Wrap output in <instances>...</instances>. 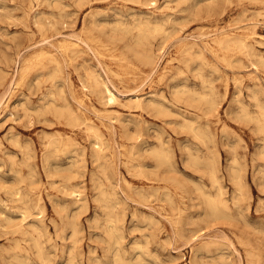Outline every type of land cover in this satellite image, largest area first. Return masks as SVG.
<instances>
[{"label": "rangeland", "instance_id": "374dc122", "mask_svg": "<svg viewBox=\"0 0 264 264\" xmlns=\"http://www.w3.org/2000/svg\"><path fill=\"white\" fill-rule=\"evenodd\" d=\"M0 101V264H264V0H0Z\"/></svg>", "mask_w": 264, "mask_h": 264}, {"label": "bare ground", "instance_id": "6f19581e", "mask_svg": "<svg viewBox=\"0 0 264 264\" xmlns=\"http://www.w3.org/2000/svg\"><path fill=\"white\" fill-rule=\"evenodd\" d=\"M141 1V0H140ZM169 1V0H168ZM52 2V1H51ZM144 2V1H143ZM34 3V2H33ZM79 3V2H78ZM54 4V3H53ZM81 4V3H80ZM145 4H146V2H145ZM56 5V4H55ZM62 5V4H61ZM64 5H66V4H64ZM68 6V5H67ZM66 6V7H67ZM126 6V5H125ZM29 7V6H28ZM59 7V6H58ZM162 7V6H161ZM164 7V6H163ZM64 8H65V6H64ZM246 12V11H245ZM61 13H62V11H61ZM48 14V13H47ZM59 14V13H58ZM115 14V13H114ZM120 14V13H119ZM117 15V14H116ZM63 16V15H62ZM244 16V15H243ZM129 17V16H128ZM38 18V17H37ZM35 19H36V16H35ZM119 19V18H118ZM174 19V18H173ZM37 20V19H36ZM122 20V19H121ZM120 20V21H121ZM169 21V20H168ZM54 22V21H53ZM118 22V21H117ZM165 22V21H164ZM211 22V21H210ZM233 22V21H232ZM221 23V22H220ZM55 24V23H54ZM59 24V23H58ZM122 25V24H121ZM124 25V24H123ZM142 25V24H141ZM165 25V24H164ZM163 25V26H164ZM55 27H56V25H54ZM86 26V25H85ZM119 26V25H118ZM120 27V26H119ZM125 27V26H124ZM209 28V27H208ZM81 29V28H80ZM90 29V28H89ZM165 29V28H164ZM136 32V31H135ZM163 32V31H162ZM44 33V32H43ZM92 33V32H91ZM68 35V34H67ZM56 36V35H55ZM116 36V35H115ZM123 36V35H122ZM165 36H168V35H165ZM187 36V35H186ZM101 37V36H100ZM224 37V36H223ZM261 37V36H260ZM95 38V37H94ZM117 38V37H116ZM134 38V37H133ZM118 39V38H117ZM47 40V38L45 39V41ZM206 40V39H205ZM209 40V39H208ZM225 40V39H224ZM227 40H229V39H227ZM226 40V41H227ZM43 41V40H42ZM126 41V40H125ZM129 41H130V39H129ZM141 41V40H140ZM218 41L219 42H222L223 41V38L221 37V38H218ZM257 41H258V39H257ZM41 42V41H40ZM66 42L68 43V44H74L75 42H73L71 39L69 40H66ZM96 42V41H95ZM127 42V41H126ZM137 42V41H136ZM238 41H236V43H237ZM239 42H240V39H239ZM238 42V43H239ZM85 43V42H84ZM233 43H234V41H233ZM236 43H235V45H236ZM86 44H87V42H86ZM126 44V43H125ZM77 45H79V44H77ZM209 45V44H208ZM223 45H224V43H223ZM239 46H240V44H238ZM248 45V44H247ZM123 46V45H122ZM192 46V45H191ZM207 46V45H206ZM223 47V46H222ZM230 47V46H229ZM246 47V46H245ZM64 48V47H63ZM62 48V49H63ZM89 48V47H88ZM90 49H91V47H90ZM209 49V48H208ZM65 50H67V49H65ZM250 50V49H249ZM248 50V51H249ZM246 51H247V49H246ZM252 51V50H251ZM250 51V52H251ZM218 52V51H217ZM250 52H249V54H250ZM66 53V52H65ZM93 53V52H92ZM137 52H135V54H136ZM200 53H202V52H200ZM20 54V53H19ZM32 54V53H31ZM134 54V53H133ZM252 54V53H251ZM67 55V54H66ZM72 55V54H71ZM125 55V54H124ZM224 55V54H223ZM222 55V56H223ZM257 55V54H256ZM70 56V55H69ZM231 56V55H230ZM246 56V55H245ZM255 56V55H254ZM96 57V56H95ZM125 57H126V55H125ZM27 58V57H26ZM69 58V57H68ZM53 59H54V57H53ZM140 59V58H139ZM229 59V58H228ZM239 60H240V58H238ZM91 60V59H90ZM124 60V59H123ZM126 60V59H125ZM21 61V60H20ZM189 61V60H188ZM226 61V60H225ZM247 61V60H246ZM261 61V60H260ZM60 63V62H59ZM187 63V62H186ZM247 64H248V62H246ZM42 64V63H41ZM58 64V63H57ZM73 64V63H72ZM253 64V63H252ZM23 65V64H22ZM28 65V64H27ZM26 65V66H27ZM101 65V64H100ZM30 66H31V64H30ZM36 66V65H35ZM46 66V65H45ZM44 66V67H45ZM80 66V65H79ZM102 67V66H101ZM17 68V67H16ZM30 68V67H29ZM154 68H156V67H154ZM24 69H25V67H24ZM82 69H84V68H82ZM103 69V68H102ZM3 70V69H2ZM38 70V69H37ZM153 70V69H152ZM180 70H181V68H180ZM16 71V70H15ZM14 71V72H15ZM50 71V70H49ZM60 71V70H59ZM58 71V72H59ZM257 71V70H256ZM25 72H27L26 70H25ZM83 72H85L84 70H83ZM255 72V71H254ZM23 73V72H22ZM62 73V72H61ZM92 73V72H91ZM202 73V72H201ZM28 74V73H27ZM118 74V73H117ZM256 74V73H255ZM29 75V74H28ZM94 75V74H93ZM151 75V74H150ZM200 75V74H199ZM202 75V74H201ZM14 76V75H13ZM90 76V75H89ZM159 76V75H158ZM253 76H255V75H253ZM252 76V77H253ZM257 76V75H256ZM40 77V76H39ZM159 78V77H158ZM6 79V78H5ZM53 79V78H52ZM56 79V78H55ZM79 79H80V76H79ZM96 79V78H95ZM44 80V79H43ZM81 81H84V80H82V79H80ZM110 81V80H109ZM12 82V81H11ZM115 82V81H114ZM208 82V81H207ZM9 83V82H8ZM209 83V82H208ZM242 83V82H241ZM255 83V82H254ZM10 84H12V83H10ZM63 84H65V83H63ZM205 84V83H204ZM259 84V83H258ZM8 85V84H7ZM113 86V85H112ZM49 87V86H48ZM178 87V86H177ZM258 87V86H257ZM208 88V87H207ZM256 88V87H255ZM72 89V88H71ZM213 90V89H212ZM257 90V89H256ZM131 91V90H130ZM133 91V90H132ZM172 91H174V90H172ZM204 91V90H203ZM254 91V90H253ZM258 91V90H257ZM104 92H105V95L107 96V98L110 100V101H113V100H115V97H116V94H115V92H114V90H112L110 87H109V85L108 84H106V83H104ZM202 92V91H201ZM200 92V93H201ZM58 93V92H57ZM102 93V92H101ZM184 93H185V91H184ZM191 93V92H190ZM253 93H255V92H253ZM44 94V93H43ZM49 94V93H48ZM72 94V93H71ZM216 94V93H215ZM235 94V93H234ZM192 95V94H191ZM199 95V94H198ZM45 96V95H44ZM132 96V95H131ZM193 96V95H192ZM215 96V95H214ZM260 96V95H259ZM166 97V96H165ZM190 97V96H189ZM209 97V96H208ZM45 98V97H44ZM63 98H64V95H63ZM138 101H140L142 98H141V96H136L135 97ZM169 98V97H168ZM65 99V98H64ZM99 99V98H98ZM105 99V98H104ZM195 99L197 100V98H195L194 97V101H195ZM208 99V98H207ZM3 100V99H2ZM135 100V99H134ZM133 100V101H134ZM136 100V101H137ZM259 100V99H258ZM7 101V100H6ZM48 101V100H47ZM53 101V100H52ZM137 101V102H138ZM212 101V100H211ZM221 101V100H220ZM231 101V100H230ZM1 102V101H0ZM68 103H69V101H67ZM129 102H132L131 100H129ZM206 102H208V101H206ZM259 102H261V101H259ZM263 102V101H262ZM47 104H49L48 102H46ZM71 103V102H70ZM102 103V102H101ZM106 103V102H105ZM140 103V102H139ZM138 103V104H139ZM46 104V105H47ZM159 104V103H158ZM214 104V103H213ZM216 104V103H215ZM255 104H256V102H255ZM254 104V105H255ZM41 105V104H40ZM132 105V103H130V106ZM177 105V104H176ZM260 106H261V109H263L262 108V106H263V104L261 105V104H259ZM43 106V105H42ZM48 106V105H47ZM63 106V105H62ZM92 106H93V104H92ZM139 106V105H138ZM145 106V105H144ZM167 106V105H166ZM165 106V107H166ZM179 106H181V105H179ZM215 106V105H214ZM256 106V105H255ZM260 106H258L259 108H260ZM46 107V106H45ZM57 107V106H56ZM59 107V106H58ZM61 107V106H60ZM132 107V106H131ZM208 107V106H207ZM241 107V106H240ZM264 107V106H263ZM43 108H44V106H43ZM159 108L161 109V107L159 106ZM58 109V108H57ZM63 109V108H62ZM164 110V112L166 111V109L165 108H163ZM210 109H211V107H210ZM65 110V109H64ZM67 110H69L68 108H67ZM71 110H73V108H71ZM169 110V109H168ZM167 110V111H168ZM23 111V110H22ZM60 111V110H59ZM100 111H102V110H100ZM161 111V110H160ZM162 111V112H163ZM166 111V112H167ZM172 111V110H171ZM264 111V110H263ZM26 111H24V113H25ZM45 112V111H44ZM61 112V111H60ZM98 112V111H97ZM108 112V111H107ZM237 112V111H236ZM258 112H260V111H258ZM16 113V112H15ZM115 113V112H114ZM175 113V112H174ZM177 113V112H176ZM238 113V112H237ZM242 113V112H241ZM241 113H239V117L241 116L240 114ZM68 114V113H67ZM162 114V113H161ZM178 114V113H177ZM244 114V113H243ZM242 114V115H243ZM255 114V113H254ZM42 115H43V113H42ZM137 115H138V113H137ZM174 115V114H173ZM181 115V114H180ZM245 115V114H244ZM69 116V115H68ZM177 116V115H176ZM184 116V115H183ZM182 116V117H183ZM238 116V115H237ZM66 117V116H65ZM70 117V116H69ZM164 117V116H163ZM187 117V116H186ZM242 117V116H241ZM247 117H249L248 115H247ZM251 117H252V115H251ZM68 118V117H67ZM70 118H72V117H70ZM185 118V117H184ZM242 118H245V117H242ZM255 118H257L256 120L258 121V123L260 122L261 123V129L263 128L264 129V112H261L260 113V115H258L257 117L255 116ZM37 119H39L38 117H37ZM36 119V120H37ZM65 119V118H64ZM73 119V118H72ZM80 119V118H79ZM104 119V118H103ZM187 119H189V118H187ZM250 119H252V118H250ZM69 120V119H68ZM82 120V119H81ZM88 120V119H87ZM210 120V119H209ZM240 120V119H239ZM246 120V119H245ZM43 121H44V119H43ZM71 121V120H70ZM74 121V120H73ZM78 121V120H77ZM80 121V120H79ZM85 121H86V119H85ZM194 121V120H193ZM247 121V120H246ZM81 122H83V121H81ZM89 122V121H88ZM166 122H168V121H166ZM184 122V121H183ZM249 122H250V120H249ZM78 123V122H77ZM86 124H87V122H85ZM169 123V122H168ZM187 123V122H186ZM190 123V122H189ZM252 123V122H251ZM254 123V122H253ZM85 124V125H86ZM191 124H192V122H191ZM205 124V123H204ZM88 125V124H87ZM111 125V124H110ZM187 125V124H186ZM190 125V124H189ZM188 125V126H189ZM93 126V125H92ZM184 126H185V124H184ZM199 125H197V127H198ZM90 127V126H89ZM112 127V126H111ZM197 127H195V129L197 128ZM201 127V126H200ZM208 127V126H207ZM260 126L258 125V127H257V129L259 128ZM186 128V127H185ZM92 129V128H91ZM191 130V129H190ZM196 130H198V129H196ZM235 130V129H234ZM192 131H193V129H192ZM200 131V130H199ZM198 131V132H199ZM202 131V130H201ZM252 131V130H251ZM259 131V130H258ZM46 132V131H45ZM59 132V131H58ZM253 132V131H252ZM262 132V131H261ZM39 133V132H38ZM43 134V133H42ZM47 134H48V132H47ZM95 134H96V130H95ZM53 134L51 133V136H52ZM67 135V134H66ZM195 135H197L196 133H195ZM203 136V135H202ZM8 137V136H7ZM11 137V136H10ZM45 137V136H44ZM67 137H68V135H67ZM199 137V136H198ZM207 137V136H206ZM4 138H5V136H4ZM52 138V137H51ZM201 138V137H200ZM10 140V139H9ZM14 140V139H13ZM18 140V139H17ZM20 140V139H19ZM18 140V141H19ZM56 140V139H55ZM17 141V142H18ZM42 142V141H41ZM99 142H100V139H99V136H96V139H95V142L94 143H98L99 144ZM109 142V141H108ZM133 142V141H132ZM201 142V141H200ZM110 143V142H109ZM24 144V143H23ZM27 144V143H26ZM55 144H56V142H55ZM54 144V145H55ZM130 144V143H129ZM188 144V143H187ZM15 145V144H14ZM21 145V144H20ZM71 145V144H70ZM108 145V144H107ZM50 146H51V144H50ZM186 146V145H185ZM188 146V145H187ZM20 147V146H19ZM25 147V145L23 146V148ZM154 147H155V145H154ZM189 147V146H188ZM131 148V147H130ZM84 149V148H83ZM157 149V150H156ZM155 150H154V152L159 156V158H160V161H162L161 159H163L164 158V156L166 155V154H164L163 153V151H160V150H158V148H156ZM29 150H30V148H29ZM95 150H96V147H95ZM151 151L153 150V149H150ZM26 151V150H25ZM76 151V150H75ZM104 151V150H103ZM107 151V150H106ZM9 152V151H8ZM29 152V151H28ZM34 152V151H33ZM51 152V151H50ZM83 152V151H82ZM86 152V151H85ZM97 151H95V153H96ZM165 152H166V150H165ZM255 152V151H254ZM49 153V152H48ZM135 153V152H134ZM152 153V152H151ZM190 153V152H189ZM9 154H12V153H9ZM24 154V153H23ZM28 154V153H27ZM118 154H119V152H118ZM264 154V153H263ZM262 154V155H263ZM49 155H50V153H49ZM57 155V154H56ZM135 155V154H134ZM254 155H255V153H254ZM33 156V155H32ZM95 156V155H94ZM136 156H137V154H136ZM157 156V157H158ZM197 156V155H196ZM195 156V157H196ZM209 156V155H208ZM31 157V156H30ZM74 157H76V156H74ZM119 157V156H118ZM156 157V158H157ZM169 157V156H168ZM9 158H11V157H9ZM26 158V160L29 158H27V157H25ZM97 157H95V159H96ZM99 158V157H98ZM136 158V157H135ZM134 158V159H135ZM158 158V159H159ZM233 158H234V156H233ZM14 159V158H13ZM81 159H82V157H81ZM191 159V158H190ZM189 159V160H190ZM254 159V158H253ZM25 160V159H24ZM97 160V159H96ZM99 160V159H98ZM97 160V161H98ZM108 160V159H107ZM13 161V160H12ZM103 161H104V159H103ZM168 161V160H167ZM25 162V161H24ZM129 162V161H128ZM169 162V161H168ZM170 162H171V160H170ZM236 162V161H235ZM163 163H165V161L163 162ZM192 163V162H191ZM237 163V162H236ZM43 164V163H42ZM105 164V163H104ZM104 164L102 165V166H104ZM159 164H161V163H159ZM159 164H157L158 166H159ZM26 165V164H25ZM36 165V164H35ZM94 165V164H93ZM157 165H156V167H157ZM167 165V164H166ZM165 165V166H166ZM169 165H170V163H169ZM206 165V164H205ZM10 166H11V164H10ZM99 166H101V165H99ZM112 166V165H111ZM141 166V165H140ZM155 166V165H154ZM153 166V167H154ZM28 167V166H27ZM106 167V166H105ZM136 167V166H135ZM139 167V166H138ZM160 167H161V165H160ZM168 167H170V166H168ZM231 167V166H230ZM236 167V166H235ZM29 168V167H28ZM171 168V167H170ZM44 169V168H43ZM69 169H70V167H69ZM72 169V168H71ZM98 169V168H97ZM105 169V168H104ZM136 169V168H135ZM233 169V168H232ZM14 170V169H13ZM33 170V169H32ZM73 170V169H72ZM92 170H93V168H92ZM102 170H103V168H102ZM147 170V169H146ZM175 170V169H174ZM210 170H211V168H210ZM214 170V169H213ZM234 170V169H233ZM22 171V170H21ZM28 171V170H27ZM94 171V170H93ZM105 171H106V169H105ZM157 171V170H156ZM173 171V170H172ZM103 172H104V170H103ZM138 172V171H137ZM211 172H213V171H211ZM235 172V171H234ZM84 173V172H83ZM119 173V172H118ZM145 173V172H144ZM147 173V172H146ZM152 173V172H151ZM214 173V172H213ZM237 173H238V171H237ZM27 174V173H26ZM32 174V173H31ZM90 174H91V172H90ZM93 174V173H92ZM105 174V173H104ZM140 174V173H139ZM240 174H241V172H240ZM12 175V174H11ZM84 175H85V173H84ZM135 175V174H134ZM152 175V174H151ZM155 175H157L158 176V174H155ZM165 175V174H164ZM13 176V175H12ZM105 176V175H104ZM108 176V175H107ZM148 176V175H147ZM175 176V175H174ZM186 176V175H185ZM211 176V175H210ZM22 176H20V178H21ZM84 177V176H83ZM90 177H91V175H90ZM156 177V176H155ZM159 177V176H158ZM165 177V176H164ZM214 177V176H213ZM235 177V176H234ZM25 178V177H24ZM66 178V177H65ZM81 178V177H80ZM105 178V177H104ZM237 178V177H236ZM38 179V178H37ZM68 179V178H67ZM102 179V178H101ZM108 179H109V177H108ZM118 179H120V178H118ZM148 179V178H147ZM172 179H173V177H172ZM181 179V178H180ZM1 180V179H0ZM9 180V179H8ZM7 180V181H8ZM14 180V179H13ZM20 180V179H19ZM32 180V179H31ZM54 180V179H53ZM69 180H70V177H69ZM103 180V179H102ZM124 180V179H123ZM216 179H214V181H215ZM240 180V179H239ZM264 180V179H263ZM111 181V180H110ZM118 181V180H117ZM128 181V180H127ZM212 181V180H211ZM4 182V181H3ZM2 182V183H3ZM17 182V181H16ZM80 182H81V180H80ZM112 182V181H111ZM216 182V181H215ZM237 182V181H236ZM241 182V181H240ZM6 183V182H5ZM29 183V182H28ZM53 182H51V184H52ZM78 183V182H77ZM110 183V182H109ZM115 183V182H114ZM183 183V182H182ZM214 183V182H213ZM67 184V183H66ZM111 184H113V183H111ZM194 184V183H193ZM9 185V184H8ZM7 185V186H8ZM13 185V184H12ZM18 185V184H17ZM75 185V184H74ZM80 185V184H79ZM219 185V184H218ZM238 185H239V183H238ZM240 185H241V183H240ZM15 186V185H14ZM103 186V185H102ZM166 186V185H165ZM197 186H199V185H197ZM212 186V185H211ZM259 186H260V184H259ZM111 187H112V185H111ZM116 187V186H115ZM216 187H217V185H216ZM16 188V187H15ZM78 188V187H77ZM150 188V187H149ZM166 188V187H165ZM197 188V187H196ZM20 189V188H19ZM31 189V188H30ZM76 189V188H75ZM85 189V188H84ZM104 188H102V190H103ZM112 189H114V187H112ZM199 189V188H198ZM10 190V189H9ZM13 190H15V189H13ZM34 190V189H33ZM108 190V189H107ZM115 190V189H114ZM135 190V189H134ZM152 190V189H151ZM155 190V189H154ZM157 190H158V188H157ZM165 190V189H164ZM11 191H12V189H11ZM21 191V190H20ZM71 191H72V187H71ZM75 191V190H74ZM140 191H142V190H140ZM234 191V190H233ZM238 191H240V189L238 190ZM104 192V191H103ZM166 192V191H165ZM36 193V192H35ZM67 193V192H66ZM70 193V192H69ZM135 193V192H134ZM147 193V192H146ZM155 193V192H154ZM205 193V192H204ZM222 193V192H221ZM234 193V192H233ZM24 194H25V192H24ZM109 194V193H108ZM111 194V193H110ZM109 194V195H110ZM114 194V193H113ZM112 194V195H113ZM178 194V193H177ZM223 194V193H222ZM222 194H220V196L222 195ZM22 195V194H21ZM108 195V196H109ZM140 195V194H139ZM142 195V194H141ZM148 195V194H147ZM19 196V195H18ZM12 197V196H11ZM17 197V196H16ZM21 196H19V197H17L18 199L20 198ZM23 197H21V199H22ZM67 198V197H66ZM107 198H109V197H107ZM135 198V197H134ZM166 198V197H165ZM207 198V197H206ZM233 198V197H232ZM234 198H235V196H234ZM17 199V200H18ZM25 199V198H24ZM24 199H23V201H24ZM117 199V198H116ZM140 199H143V198H140ZM146 199H147V197H146ZM145 199V200H146ZM238 199V198H237ZM237 199H236V201H237ZM10 200V199H9ZM107 200H109V199H107ZM106 200V201H107ZM169 200V199H168ZM207 200V199H206ZM218 200V199H217ZM15 201V200H14ZM148 201V200H147ZM17 202V201H16ZM142 202V201H141ZM65 203V202H64ZM104 203H106L105 201H104ZM144 203V202H143ZM208 203V202H207ZM224 203V202H223ZM16 204V203H15ZM27 204V203H26ZM8 205V204H7ZM173 205V204H172ZM227 205V204H226ZM101 206V205H100ZM19 207V206H18ZM76 207V206H75ZM105 207V206H104ZM264 207V206H263ZM20 208H22V207H20ZM29 208V207H28ZM82 208V207H81ZM100 208V207H99ZM111 208H113L112 206H111ZM111 208H109V209H111ZM209 208L213 211V212H217V210H218V206H217V203H216V200L214 201H210L209 202ZM78 209H79V206H78ZM96 209V208H95ZM105 209V208H104ZM26 210V209H25ZM75 210V209H74ZM27 211H29V209H27ZM71 211V210H70ZM96 211V210H95ZM74 212V211H73ZM27 213H29V212H27ZM113 213V212H112ZM206 213V212H205ZM218 213V212H217ZM219 214H220V212H219ZM228 214V213H227ZM27 215H29V214H27ZM61 215H63V214H61ZM203 215V214H202ZM224 215V214H223ZM24 216H25V212H24ZM67 216V215H66ZM116 216V215H115ZM204 216V215H203ZM221 216V215H220ZM58 217H60V216H58ZM118 217V216H117ZM144 217V216H143ZM11 218V217H10ZM70 218V217H69ZM95 218V217H94ZM3 219H4V216H3ZM49 219V218H48ZM92 219V218H91ZM119 219V218H118ZM146 219V218H145ZM6 220V219H5ZM53 220V219H52ZM74 220H76V219H74ZM116 220H117V218H116ZM49 221H51V220H49ZM9 222V221H8ZM7 222V223H8ZM58 222H60V221H58ZM13 223V222H12ZM68 223V222H67ZM30 224V223H29ZM35 224V223H34ZM74 224V223H73ZM8 225V224H7ZM31 225V224H30ZM60 225H61V223H60ZM12 226V225H11ZM23 226V225H22ZM34 226V225H33ZM78 226V225H77ZM2 227V226H1ZM10 226H8V228H9ZM13 227V226H12ZM24 227V226H23ZM28 227V226H27ZM61 227V226H60ZM75 227L76 226H74V229H72V234L74 235V230H75V232H76V229H75ZM114 227V226H113ZM18 228H19V225H18ZM25 228V227H24ZM34 228H36V226L34 227ZM111 229H112V227H110ZM115 228V227H114ZM10 229V228H9ZM13 229V228H12ZM23 229V228H22ZM35 231L37 230V232H38V228L37 229H34ZM43 230V229H42ZM4 231V230H3ZM26 231H27V229H25V234H26ZM48 231V230H47ZM5 232V231H4ZM18 232V231H17ZM20 232V231H19ZM40 232V231H39ZM105 232V231H104ZM10 233V232H9ZM21 233V232H20ZM28 233H30L29 232V230H28ZM32 234V233H31ZM108 234V233H107ZM110 234V233H109ZM40 235V234H39ZM42 235V234H41ZM50 235V234H49ZM72 235V236H73ZM114 235H115V233H114ZM43 236V235H42ZM33 237H35V236H33ZM37 237H39L38 235H37ZM37 237H35V238H37ZM49 237V236H48ZM47 237V238H48ZM115 237H116V235H115ZM9 238V237H8ZM22 238V237H21ZM32 238V237H31ZM40 238H41V236H40ZM194 238V237H193ZM211 238V237H210ZM215 238V237H214ZM50 239V238H49ZM203 239V238H202ZM212 239V238H211ZM217 239V238H216ZM45 240V239H44ZM117 240V239H116ZM15 241H16V238H15ZM36 242V241H35ZM34 242V243H35ZM106 242V241H105ZM117 242V241H116ZM45 244V243H44ZM114 244V243H113ZM117 244V243H116ZM136 244V243H135ZM16 245V244H15ZM34 245V244H33ZM40 244H38V246H39ZM109 245V244H108ZM14 246V245H13ZM19 246H20V244H19ZM70 246V245H69ZM134 246V245H133ZM144 246V245H143ZM7 247V246H6ZM12 247V246H11ZM45 247V246H44ZM94 247V246H93ZM118 247V246H117ZM217 247V246H216ZM3 248V247H2ZM17 248V247H16ZM41 248H43L42 247V245H41ZM46 248V247H45ZM4 249V248H3ZM6 249V248H5ZM8 249V248H7ZM14 249V248H13ZM71 249V248H70ZM120 250V249H119ZM217 250V249H216ZM21 251V250H20ZM112 251H113V249H112ZM6 252H8L7 250H6ZM71 252V251H70ZM85 252V251H84ZM249 252H251V251H249ZM36 253H38V252H36ZM203 253V252H202ZM211 253V252H210ZM256 253V252H255ZM42 254V253H41ZM112 254H113V252H112ZM124 254V253H123ZM206 254V253H205ZM215 254H216V252H215ZM247 254H248V252H247ZM18 255V254H17ZM73 254H71V256H72ZM115 255H117V254H115ZM118 255H120V253H118ZM249 255V254H248ZM21 256V255H20ZM41 256V255H40ZM40 256H38V257H40ZM203 256V255H202ZM214 256V255H213ZM16 257V256H15ZM18 257V256H17ZM16 257V258H17ZM208 257H210V256H208ZM13 258V257H12ZM41 258V257H40ZM43 258H45L46 259V257L44 256ZM137 258V257H136ZM201 258V257H200ZM19 258H17V260H18ZM23 259V258H22ZM21 259V260H22ZM47 259H49V258H47ZM27 260V259H26ZM115 259L113 258V261H114ZM122 259H120V257H119V261H121ZM128 260H129V258H128ZM201 260V259H200ZM212 260H214L213 259V257H212ZM250 260V259H249ZM258 260V259H257ZM8 261V260H7ZM25 261V260H24ZM44 261V260H43ZM47 261V263L46 264H49V261L48 260H46ZM123 261V260H122ZM202 261V260H201ZM25 262H27V261H25ZM125 262V261H124ZM135 262V261H134ZM184 262V261H183ZM76 263V262H75ZM116 263V262H115ZM131 263V262H130ZM138 263H139V261H138ZM223 263V262H222ZM243 263V262H242ZM25 264V263H24ZM110 264V263H109ZM117 264V263H116ZM119 264V263H118ZM125 264V263H124ZM127 264V263H126ZM141 264V263H140ZM227 264H229V263H227Z\"/></svg>", "mask_w": 264, "mask_h": 264}]
</instances>
